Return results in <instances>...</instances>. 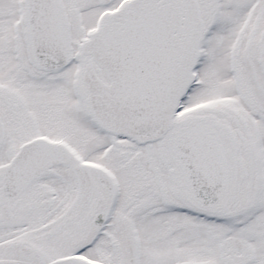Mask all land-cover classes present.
Instances as JSON below:
<instances>
[{"label":"snow or ice","instance_id":"1","mask_svg":"<svg viewBox=\"0 0 264 264\" xmlns=\"http://www.w3.org/2000/svg\"><path fill=\"white\" fill-rule=\"evenodd\" d=\"M0 264H264V0H0Z\"/></svg>","mask_w":264,"mask_h":264}]
</instances>
